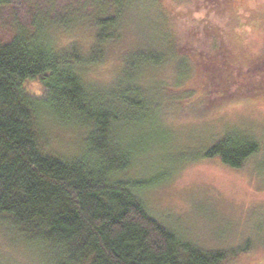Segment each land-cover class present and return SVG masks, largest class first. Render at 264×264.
I'll return each mask as SVG.
<instances>
[{
	"label": "trees",
	"instance_id": "obj_1",
	"mask_svg": "<svg viewBox=\"0 0 264 264\" xmlns=\"http://www.w3.org/2000/svg\"><path fill=\"white\" fill-rule=\"evenodd\" d=\"M113 1V13L92 20L84 39L57 45L50 21L35 17L0 41V224L18 235L13 243L46 251L51 264H225L236 251L205 249L179 235L151 213L141 192L185 159L216 158L239 169L260 142L223 133L206 149L167 160L158 180L130 175L147 149L144 137L153 136L138 129L156 105L151 81L159 87L145 72L169 59L148 43L121 56L109 83L87 79L135 2ZM47 119L85 132L74 155L46 148Z\"/></svg>",
	"mask_w": 264,
	"mask_h": 264
},
{
	"label": "rangeland",
	"instance_id": "obj_2",
	"mask_svg": "<svg viewBox=\"0 0 264 264\" xmlns=\"http://www.w3.org/2000/svg\"><path fill=\"white\" fill-rule=\"evenodd\" d=\"M236 1L229 7L226 0H135L123 12L118 40L104 45L87 79L109 83L121 56L148 43L168 56L145 72L144 80L159 87L151 81L156 105L138 129L153 136L143 138L147 149L130 175L158 180L167 160L206 149L223 133L260 142L239 169L216 158L177 161L141 197L163 224L198 246L236 251L225 264H264V0ZM113 2L0 0V41L35 17L50 21L47 32L57 45L84 39L92 20L113 13ZM29 88L37 92L39 83ZM131 128L129 136H136ZM45 130L49 151L71 156L82 146L80 129L47 119ZM16 240L0 224V264H51L46 251Z\"/></svg>",
	"mask_w": 264,
	"mask_h": 264
}]
</instances>
